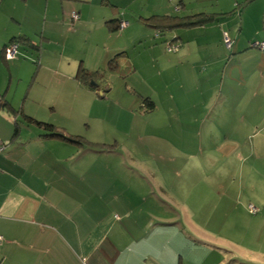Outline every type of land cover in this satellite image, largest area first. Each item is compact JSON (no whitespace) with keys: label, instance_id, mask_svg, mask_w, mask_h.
Masks as SVG:
<instances>
[{"label":"rangeland","instance_id":"374dc122","mask_svg":"<svg viewBox=\"0 0 264 264\" xmlns=\"http://www.w3.org/2000/svg\"><path fill=\"white\" fill-rule=\"evenodd\" d=\"M242 1L146 0L149 15H192L189 20L198 19L201 25L177 27L158 37L149 25L145 37L127 33L123 42L118 39L126 47L121 65L124 75L107 78L113 85L111 91L103 82L101 92L81 97L67 94L53 99L56 108L46 105L43 112L44 117L50 115L66 125L60 132L78 141L53 137L47 146L65 167L77 158L100 190L107 191L114 180L117 185H133L147 205L159 199L157 209L143 206L145 217L153 220L154 214L163 222H175L169 225L175 232L198 239L210 234L212 244L223 254L237 251L240 241L264 250V98L246 97L238 102L236 80L226 81L235 74L234 66L242 56L235 46L226 49L225 32L241 45L248 37L249 46L264 41V0H253L236 11L235 3ZM136 4L144 6L142 1L133 7ZM208 13L225 14L214 20ZM89 42L78 37L71 53L90 58ZM108 42H114L113 36ZM168 43L175 49H168ZM181 48L185 53L181 54ZM96 82L101 86L102 81ZM200 91L206 94L204 104L198 97ZM144 98L153 102L154 111H147ZM249 101L253 113H245L244 121L250 117L257 128H249L236 110H229ZM224 108L227 124L218 131L210 123L216 124ZM177 118L194 130H186L185 145H175ZM205 124H210V142L205 139ZM175 146L192 158L175 159Z\"/></svg>","mask_w":264,"mask_h":264},{"label":"crops","instance_id":"0c3cea01","mask_svg":"<svg viewBox=\"0 0 264 264\" xmlns=\"http://www.w3.org/2000/svg\"><path fill=\"white\" fill-rule=\"evenodd\" d=\"M141 1L144 5L146 0H0V101L12 107H0V144H4L0 150V264H264V250L253 245L236 242L237 251L223 254L212 244L210 234L198 239L175 232V222H163L153 213V220L145 217L143 206L157 209L159 199L147 205L133 185H117L113 180L107 191L95 187L97 180L88 176L77 158L65 167L61 157L47 147L53 137L43 136L24 117L65 130L66 125L43 115L46 105L57 107L53 99L101 92L104 83L111 91L113 85L107 78L124 75L125 54L117 57L115 69L107 67L111 56L126 49L118 39L123 42L129 32L147 36L142 19L149 16V9L133 7ZM73 10L79 16L76 20L70 16ZM113 19L128 24L112 34L107 22ZM14 37L24 42L17 56L7 60L2 48ZM78 37L92 41L90 58L71 53ZM237 41L234 46L242 60H237L235 74L226 81L236 80L238 102L246 97L264 98V51L250 49L249 37L245 44ZM80 61L89 70L104 71L101 86L91 88L75 78ZM205 96L200 91L201 104ZM249 103L229 109L240 114L243 124L245 113H253ZM226 119L224 108L216 124H210L219 131ZM177 121L175 145H185L186 130H194ZM246 121L249 128H257L250 117ZM210 124L204 125L208 142ZM177 158L190 160L192 156L175 146Z\"/></svg>","mask_w":264,"mask_h":264},{"label":"trees","instance_id":"16d2710c","mask_svg":"<svg viewBox=\"0 0 264 264\" xmlns=\"http://www.w3.org/2000/svg\"><path fill=\"white\" fill-rule=\"evenodd\" d=\"M249 1L250 0H243L242 2H240L241 6H239L240 5L239 3H235L234 9L236 11H241V9L245 5V3L249 2ZM197 14H203V13H197ZM197 14H195V15H197ZM204 14H206V13H204ZM208 14L211 15V17L214 20H216V19H218L219 16H221L225 13H208ZM191 16L192 15L181 18V17L170 15V14H152V15H149L148 17H146L142 20L144 22H146L147 25L153 26V28L155 29L156 37H158V36L163 35L165 31L173 30L174 28H177V27L189 28V27H193V26H200L201 23L198 19H196L195 21L189 20V18ZM115 21L116 20L113 19V20H109L107 22L109 25V29L112 31L123 29V28H119V26H118L119 21H118V23H116ZM226 34L230 38L229 34L228 33H226ZM175 40H177V39L173 38L171 40V42L175 43ZM223 40H224V36H223ZM230 40H231V38H230ZM23 42H24L23 39L20 37L12 38L2 48L3 56L5 54V49L8 46H10L12 44H17L18 46H20ZM234 42H233V40H231V44L228 47L226 46V43L224 42L225 47L228 51L232 50V47L234 46ZM262 42H264V41H262ZM259 43H261V42H259ZM249 48L250 49L264 50V48H260L259 45L255 44V43L251 44ZM122 54H125V51L117 53L113 58L109 59L107 62V67L109 69H115L117 67V62H118L117 57L119 55H122ZM75 78L79 82L84 83L85 85H87L91 88H95V86L96 87L98 86V83L96 81H98V80L103 81L104 71L103 70H89L80 61L78 64L76 73H75ZM90 81H91V83H90ZM143 101L149 105V108L153 107V102L151 100H149V98H144ZM0 107L12 108L6 100L0 101ZM24 117H25L27 123L33 124L34 126L39 128L42 131L43 136L59 138V139L66 140V141L78 142L77 140L73 139L72 137L64 135L62 132H60V130H59L60 128L57 127L55 124H52V123L47 122V121H41V120L35 119L31 116H27V115H25Z\"/></svg>","mask_w":264,"mask_h":264},{"label":"built area","instance_id":"2783aa9c","mask_svg":"<svg viewBox=\"0 0 264 264\" xmlns=\"http://www.w3.org/2000/svg\"><path fill=\"white\" fill-rule=\"evenodd\" d=\"M71 19L72 20H76L79 16H78V13L76 11H72L71 12ZM127 21L125 20H120L119 23H118V26L119 28H124L126 25H127ZM224 42L226 43V46H230L231 44V40L230 38L227 36V34L225 33L224 35ZM255 44H258L260 48H264V42H261V43H255ZM167 47L168 49H175V46H171L169 43L167 44ZM17 49H18V45L17 44H12L10 46H8L6 49H5V54H4V57L5 59L7 60H10V59H13L15 56H16V52H17ZM4 144H0V150L3 148ZM249 209L252 211V212H255L256 211V208L254 206H252L251 204L248 205ZM2 240V237L0 236V241Z\"/></svg>","mask_w":264,"mask_h":264}]
</instances>
